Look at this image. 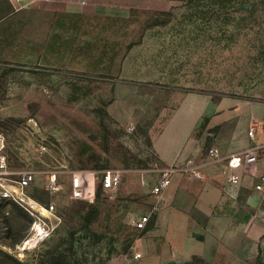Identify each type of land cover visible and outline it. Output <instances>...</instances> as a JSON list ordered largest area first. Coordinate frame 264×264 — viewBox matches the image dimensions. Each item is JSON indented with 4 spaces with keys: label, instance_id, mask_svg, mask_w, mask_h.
Segmentation results:
<instances>
[{
    "label": "rangeland",
    "instance_id": "rangeland-1",
    "mask_svg": "<svg viewBox=\"0 0 264 264\" xmlns=\"http://www.w3.org/2000/svg\"><path fill=\"white\" fill-rule=\"evenodd\" d=\"M105 2L115 6L31 9L0 24L4 153L11 170L39 172L32 193L56 202L62 218L50 239L21 250L28 216L0 203V264H52L56 255L73 264H159L162 242L145 236L161 207L150 190L167 167L154 151L157 134L179 121L191 128L186 144L200 151L175 165L204 162L212 146L240 138L248 146L251 129L264 144V0ZM109 168L125 170L120 188L114 197L103 190L87 227L70 197V171ZM46 171L63 183L56 196L44 188ZM146 212L147 230L129 223ZM262 263L202 255L173 262Z\"/></svg>",
    "mask_w": 264,
    "mask_h": 264
},
{
    "label": "crops",
    "instance_id": "crops-1",
    "mask_svg": "<svg viewBox=\"0 0 264 264\" xmlns=\"http://www.w3.org/2000/svg\"><path fill=\"white\" fill-rule=\"evenodd\" d=\"M105 6L115 5L105 0H0V24L31 9L70 12L79 8L97 12ZM196 115L184 114L181 119ZM190 129L185 121H179L175 128L157 134L153 146L162 166L172 165L176 160L184 162L200 151L186 144ZM247 140L250 141L248 134ZM246 142L240 138L220 148L227 155L245 147ZM220 168L221 165H203L204 179L190 172L173 175L171 185L160 197L161 207L156 209L154 223L145 234L147 239L158 237L162 242L158 249L159 264H173L193 255L227 257L235 263L256 260L264 263V192L255 189L264 174V160H259L257 176L241 174V181L230 190ZM160 175L156 172L155 176L158 179Z\"/></svg>",
    "mask_w": 264,
    "mask_h": 264
},
{
    "label": "built area",
    "instance_id": "built-area-1",
    "mask_svg": "<svg viewBox=\"0 0 264 264\" xmlns=\"http://www.w3.org/2000/svg\"><path fill=\"white\" fill-rule=\"evenodd\" d=\"M250 143L224 155L218 146H212L208 151V158L204 162L188 161L184 165H169L161 169L162 175L152 186L151 194L160 200L165 190L171 185L172 177L177 172H190L196 178L204 179L202 166L221 165L220 173L225 177L229 190L241 181V174L258 175L259 151L264 144L256 141L254 129L248 132ZM6 139L0 133V203L16 204L28 213L31 218L29 228L19 243L21 250L33 249L50 239L60 225L62 218L57 212V203L42 202L33 195L32 189L37 181L38 171L31 167L11 170L5 155ZM125 170L109 168L105 170H74L70 171V197L75 200L93 202L96 197V179H100L103 189L111 196H116ZM45 190L56 196L64 188L57 171H46ZM255 189L264 192V174L256 183ZM9 212L7 211V214ZM152 218L151 212L131 214L129 223L140 231L147 230ZM142 256L141 252L135 253V258Z\"/></svg>",
    "mask_w": 264,
    "mask_h": 264
},
{
    "label": "trees",
    "instance_id": "trees-1",
    "mask_svg": "<svg viewBox=\"0 0 264 264\" xmlns=\"http://www.w3.org/2000/svg\"><path fill=\"white\" fill-rule=\"evenodd\" d=\"M103 190L104 189H103L102 184H98V186L96 188V197H95L96 199L92 203H89L85 200H76V203L80 206V208L78 210H76V214L82 215L81 217H83V220L86 222L87 227H89L90 224H92L94 222V219L99 214L100 205H98V204L100 202L101 194L103 193ZM11 205H15L16 207H19L16 204H11ZM20 209L25 213L26 216H28L29 224H30V222H31L30 216L22 208H20ZM52 264H73V263L67 261V259L64 258L63 256L56 255L52 259Z\"/></svg>",
    "mask_w": 264,
    "mask_h": 264
}]
</instances>
